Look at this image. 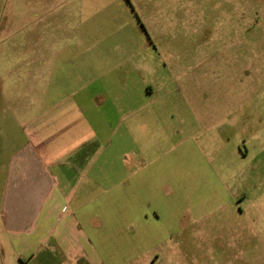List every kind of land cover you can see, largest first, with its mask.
Returning <instances> with one entry per match:
<instances>
[{"label":"rangeland","instance_id":"obj_1","mask_svg":"<svg viewBox=\"0 0 264 264\" xmlns=\"http://www.w3.org/2000/svg\"><path fill=\"white\" fill-rule=\"evenodd\" d=\"M67 105L98 142L102 257L264 264V0H0L5 130Z\"/></svg>","mask_w":264,"mask_h":264},{"label":"crops","instance_id":"obj_2","mask_svg":"<svg viewBox=\"0 0 264 264\" xmlns=\"http://www.w3.org/2000/svg\"><path fill=\"white\" fill-rule=\"evenodd\" d=\"M39 61L42 73L44 61ZM6 109L0 110V220L19 264L133 263L138 256L126 251L117 262L114 257L120 251L107 261L100 253V238L83 228L87 224L98 230L102 224L97 211L91 217L86 214L95 202L89 199L96 190L90 187V173L97 163L98 148L92 149L98 142L73 106L46 110L26 124L22 139L11 134L12 126L5 130ZM74 121L79 138L73 136ZM14 208L32 209L28 217L33 219L25 229L8 227L20 226Z\"/></svg>","mask_w":264,"mask_h":264}]
</instances>
